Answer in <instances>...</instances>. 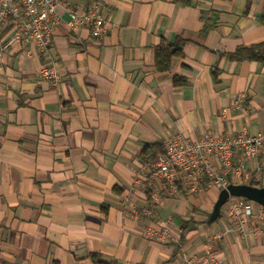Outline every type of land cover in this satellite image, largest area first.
Segmentation results:
<instances>
[{
	"label": "crops",
	"instance_id": "crops-1",
	"mask_svg": "<svg viewBox=\"0 0 264 264\" xmlns=\"http://www.w3.org/2000/svg\"><path fill=\"white\" fill-rule=\"evenodd\" d=\"M100 13L97 36L55 25L56 77L38 46L15 41L0 59V264H264L262 205L240 231L233 196L212 218L221 189L205 182L155 203L140 155L176 133L264 135V63L229 56L264 41V0H105ZM178 35L183 55L157 69L154 48ZM232 182L264 186V173Z\"/></svg>",
	"mask_w": 264,
	"mask_h": 264
},
{
	"label": "built area",
	"instance_id": "built-area-1",
	"mask_svg": "<svg viewBox=\"0 0 264 264\" xmlns=\"http://www.w3.org/2000/svg\"><path fill=\"white\" fill-rule=\"evenodd\" d=\"M80 0H0V59L4 50L13 42L19 41L28 47L38 46L46 53L48 61L43 65L41 74L46 78L56 77L53 68L54 58L49 50L51 34L55 25L67 23L76 28L79 25L90 27L97 36L106 29L101 15L105 0H89L81 4ZM65 14L68 18H65ZM10 28L11 35L3 39V32ZM30 56L31 49H24ZM240 95L235 104L243 101ZM165 153L157 159L147 162L150 194L153 202L159 203L163 193H176L179 182L190 181L193 187L200 182L223 189L229 184V178L247 180L255 173H264V135L238 133L234 136L203 132L198 139L190 141L176 133L162 141ZM257 159L253 169L245 162ZM253 201L233 196L229 201L227 215L234 226L243 231L247 219L254 214ZM150 214V211L146 212ZM138 215L136 214L135 217ZM258 218L264 222V206L258 212ZM151 237L164 239L167 230H149ZM243 234H245L243 232ZM207 260L213 261L211 254ZM186 264H200L199 259L189 257Z\"/></svg>",
	"mask_w": 264,
	"mask_h": 264
},
{
	"label": "trees",
	"instance_id": "trees-1",
	"mask_svg": "<svg viewBox=\"0 0 264 264\" xmlns=\"http://www.w3.org/2000/svg\"><path fill=\"white\" fill-rule=\"evenodd\" d=\"M180 3H187L189 0H175ZM264 22V16L261 17ZM184 38L176 36L175 39L170 40L162 37L159 44L154 48V62L159 70H167L170 67L171 60L175 56L183 55ZM232 59L242 60H255L264 63V41L251 44L249 46H238L234 52L229 53ZM175 84H183L186 82L185 78L181 76L174 77ZM165 153L163 144L160 142L145 143L140 155L142 159L149 162L157 159L160 155ZM229 178V182H231ZM253 185L254 183L251 182Z\"/></svg>",
	"mask_w": 264,
	"mask_h": 264
},
{
	"label": "water",
	"instance_id": "water-1",
	"mask_svg": "<svg viewBox=\"0 0 264 264\" xmlns=\"http://www.w3.org/2000/svg\"><path fill=\"white\" fill-rule=\"evenodd\" d=\"M231 196L244 197L264 206V186L232 182L220 190L218 199L214 205L212 218L219 214L220 208Z\"/></svg>",
	"mask_w": 264,
	"mask_h": 264
}]
</instances>
